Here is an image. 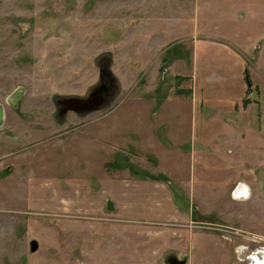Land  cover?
<instances>
[{
  "label": "rangeland",
  "instance_id": "rangeland-1",
  "mask_svg": "<svg viewBox=\"0 0 264 264\" xmlns=\"http://www.w3.org/2000/svg\"><path fill=\"white\" fill-rule=\"evenodd\" d=\"M0 104V264L264 262V0H0Z\"/></svg>",
  "mask_w": 264,
  "mask_h": 264
},
{
  "label": "water",
  "instance_id": "water-1",
  "mask_svg": "<svg viewBox=\"0 0 264 264\" xmlns=\"http://www.w3.org/2000/svg\"><path fill=\"white\" fill-rule=\"evenodd\" d=\"M18 91H21V90H18ZM14 93H16V92H14ZM14 93H12L8 98H7V100H6V103H7V105H10L11 107L12 106H15V105H13V104H11L10 102H9V98H12L13 96H14ZM21 94H23V92L21 93ZM92 97H95V94H93V96ZM15 104V103H14ZM98 103H97V101H96V99L95 98H92V99H90V100H88V101H85V102H83V103H78V102H76L75 104H74V106L77 108V109H79V110H82V111H90V110H93V109H95V106L97 105ZM4 119H5V114H4V109H3V107H2V105H0V127L3 125V122H4Z\"/></svg>",
  "mask_w": 264,
  "mask_h": 264
},
{
  "label": "bare ground",
  "instance_id": "bare-ground-1",
  "mask_svg": "<svg viewBox=\"0 0 264 264\" xmlns=\"http://www.w3.org/2000/svg\"><path fill=\"white\" fill-rule=\"evenodd\" d=\"M12 96V95H11ZM10 96V97H11ZM22 97L21 91H17L16 93H14V96L12 98H9V102L13 105H15L18 100ZM15 103V104H14ZM91 111V110H90ZM241 192H243V190H241ZM258 262H260L259 264H264L263 260H257ZM254 264H258V263H254Z\"/></svg>",
  "mask_w": 264,
  "mask_h": 264
},
{
  "label": "flooded vegetation",
  "instance_id": "flooded-vegetation-1",
  "mask_svg": "<svg viewBox=\"0 0 264 264\" xmlns=\"http://www.w3.org/2000/svg\"><path fill=\"white\" fill-rule=\"evenodd\" d=\"M102 73H101V75H99V77L100 78H103V76L105 75V73H107V71H105V70H102L101 71ZM104 90L105 91H103V92H108L109 91V89L108 88H106L105 86H104ZM101 89V88H100ZM104 101V98H102V102ZM69 103L71 104V101H69ZM7 104V103H6ZM1 105V104H0ZM99 104H97L96 106H98ZM70 106V105H69ZM95 106V107H96ZM3 107V106H2ZM4 109V108H3ZM12 109V108H11ZM17 109V108H16ZM15 108H13V110H16ZM92 111V110H91ZM86 112H88V111H86ZM4 114H5V111H4ZM5 120V119H4ZM4 123V122H3ZM76 128V127H75ZM34 144H37V143H32V144H29V145H27L26 146V148L25 147H22V148H20L18 151H22V150H24V149H27V148H29V147H31L32 145H34Z\"/></svg>",
  "mask_w": 264,
  "mask_h": 264
},
{
  "label": "crops",
  "instance_id": "crops-1",
  "mask_svg": "<svg viewBox=\"0 0 264 264\" xmlns=\"http://www.w3.org/2000/svg\"><path fill=\"white\" fill-rule=\"evenodd\" d=\"M195 96V94L193 93V95H192V99H193V97ZM226 128H229V126H226ZM231 130H233V131H236V129L232 126L231 127ZM256 263H258V262H256ZM260 263V262H259Z\"/></svg>",
  "mask_w": 264,
  "mask_h": 264
}]
</instances>
